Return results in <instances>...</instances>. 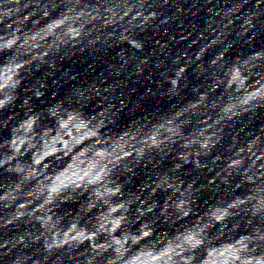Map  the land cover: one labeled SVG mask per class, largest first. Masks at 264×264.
Returning a JSON list of instances; mask_svg holds the SVG:
<instances>
[{
  "label": "clouds",
  "instance_id": "obj_1",
  "mask_svg": "<svg viewBox=\"0 0 264 264\" xmlns=\"http://www.w3.org/2000/svg\"><path fill=\"white\" fill-rule=\"evenodd\" d=\"M0 264H264V0H0Z\"/></svg>",
  "mask_w": 264,
  "mask_h": 264
}]
</instances>
